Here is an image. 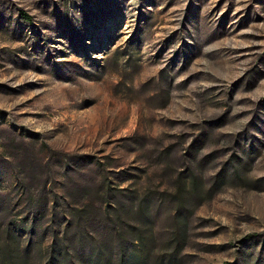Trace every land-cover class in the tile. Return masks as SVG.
Here are the masks:
<instances>
[{
  "label": "rangeland",
  "instance_id": "1",
  "mask_svg": "<svg viewBox=\"0 0 264 264\" xmlns=\"http://www.w3.org/2000/svg\"><path fill=\"white\" fill-rule=\"evenodd\" d=\"M104 177L160 202V256L181 188L183 264H264V0H0V226Z\"/></svg>",
  "mask_w": 264,
  "mask_h": 264
},
{
  "label": "trees",
  "instance_id": "2",
  "mask_svg": "<svg viewBox=\"0 0 264 264\" xmlns=\"http://www.w3.org/2000/svg\"><path fill=\"white\" fill-rule=\"evenodd\" d=\"M130 191L129 187L112 186L104 177L100 189L88 190L83 197L86 203L82 201L68 213L67 221L57 220L56 209L50 225L36 215L31 222L25 220L31 234L27 241L17 233L15 221L0 226V264H183L189 220L183 190H178L180 201L173 217L176 228L167 242L170 253L166 256L157 253L154 232L160 202ZM4 212L7 210L0 207V217Z\"/></svg>",
  "mask_w": 264,
  "mask_h": 264
}]
</instances>
